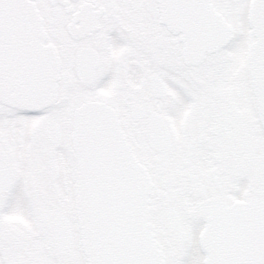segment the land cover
<instances>
[{
	"label": "snow or ice",
	"instance_id": "1",
	"mask_svg": "<svg viewBox=\"0 0 264 264\" xmlns=\"http://www.w3.org/2000/svg\"><path fill=\"white\" fill-rule=\"evenodd\" d=\"M0 264H264V0H0Z\"/></svg>",
	"mask_w": 264,
	"mask_h": 264
}]
</instances>
